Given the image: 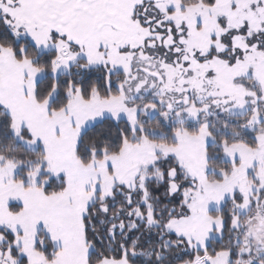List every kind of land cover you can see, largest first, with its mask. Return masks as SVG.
I'll return each mask as SVG.
<instances>
[{
    "label": "snow or ice",
    "instance_id": "snow-or-ice-1",
    "mask_svg": "<svg viewBox=\"0 0 264 264\" xmlns=\"http://www.w3.org/2000/svg\"><path fill=\"white\" fill-rule=\"evenodd\" d=\"M0 264H264V0H0Z\"/></svg>",
    "mask_w": 264,
    "mask_h": 264
}]
</instances>
